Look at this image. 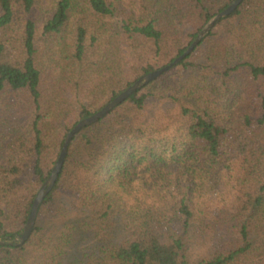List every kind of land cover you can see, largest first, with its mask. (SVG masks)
Segmentation results:
<instances>
[{
    "label": "trees",
    "instance_id": "1",
    "mask_svg": "<svg viewBox=\"0 0 264 264\" xmlns=\"http://www.w3.org/2000/svg\"><path fill=\"white\" fill-rule=\"evenodd\" d=\"M0 0V264H264V0Z\"/></svg>",
    "mask_w": 264,
    "mask_h": 264
},
{
    "label": "water",
    "instance_id": "2",
    "mask_svg": "<svg viewBox=\"0 0 264 264\" xmlns=\"http://www.w3.org/2000/svg\"><path fill=\"white\" fill-rule=\"evenodd\" d=\"M242 0H235L232 2L228 7L223 9L221 12L217 13L214 15L202 28V30L199 32L197 37L193 40V42L189 45V47L181 54L179 55L176 59H174L170 64L157 69L155 71H152L150 73H147L143 76H141L138 80H136L131 86H129L125 91L120 93L118 96H116L113 100H111L109 103H107L102 109L94 113L93 115L86 117L82 120H80L66 135L62 148L60 151V154L58 156V159L56 161L55 166L51 170V173L49 174L48 178L45 180L41 188L38 190L32 206L31 210L29 212L27 221L25 223V226L23 228L22 234L19 236L18 240L19 243H23L28 236L31 233V230L34 225L36 213H37V208L39 206V203L43 199V197L49 192V190L52 188L56 177L61 169L67 147L69 145L70 140L72 139L73 135L77 133L81 128L85 127L86 125H90L94 122H96L98 119L104 117L109 111H111L115 106H117L119 103L124 101L127 97H130V95L139 89L143 84L155 79L158 77L162 72L166 71L170 66L175 65L179 61H181L187 54H189L192 49L198 44V42L201 40V38L209 31V29L213 26V24L219 20L222 17H225L229 15L232 11L235 10L237 5L241 3ZM4 242L0 240V244H3Z\"/></svg>",
    "mask_w": 264,
    "mask_h": 264
}]
</instances>
